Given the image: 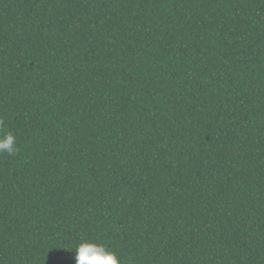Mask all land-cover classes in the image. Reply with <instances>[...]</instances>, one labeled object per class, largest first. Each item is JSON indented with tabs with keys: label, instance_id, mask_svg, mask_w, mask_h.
I'll use <instances>...</instances> for the list:
<instances>
[{
	"label": "trees",
	"instance_id": "16d2710c",
	"mask_svg": "<svg viewBox=\"0 0 264 264\" xmlns=\"http://www.w3.org/2000/svg\"><path fill=\"white\" fill-rule=\"evenodd\" d=\"M0 264H264V0H0Z\"/></svg>",
	"mask_w": 264,
	"mask_h": 264
},
{
	"label": "clouds",
	"instance_id": "9594fccd",
	"mask_svg": "<svg viewBox=\"0 0 264 264\" xmlns=\"http://www.w3.org/2000/svg\"><path fill=\"white\" fill-rule=\"evenodd\" d=\"M16 136L11 132L0 134V154L16 156L19 152ZM75 264H121L117 253L102 244L82 242L75 252Z\"/></svg>",
	"mask_w": 264,
	"mask_h": 264
}]
</instances>
